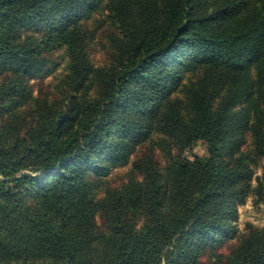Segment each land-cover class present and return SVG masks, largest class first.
<instances>
[{
  "label": "trees",
  "instance_id": "1",
  "mask_svg": "<svg viewBox=\"0 0 264 264\" xmlns=\"http://www.w3.org/2000/svg\"><path fill=\"white\" fill-rule=\"evenodd\" d=\"M105 6L119 34L97 66L85 24ZM62 49L59 99L35 100L27 77ZM263 104L264 0H0V264H264V230L236 227L264 206ZM153 133L166 162L146 152L99 197Z\"/></svg>",
  "mask_w": 264,
  "mask_h": 264
},
{
  "label": "rangeland",
  "instance_id": "2",
  "mask_svg": "<svg viewBox=\"0 0 264 264\" xmlns=\"http://www.w3.org/2000/svg\"><path fill=\"white\" fill-rule=\"evenodd\" d=\"M85 27L89 31L93 32V37L91 38L92 43L89 48L91 60L97 66L109 65L111 63L113 53L110 38L114 34H119V30L106 6L97 12L91 19H89L86 22ZM45 30L48 29L42 27L38 30L37 28L32 27L28 29H22L21 33L24 35L42 37ZM47 58L49 60L48 65L42 73L34 77H27L28 88L32 90L33 98H35V100H42L45 99V97H48L49 100H55L56 98L59 99L60 96L58 95L56 97L55 95L56 85L61 78L69 73L70 70L71 61L65 49L51 53L47 56ZM255 71L256 70L253 72L254 84L257 83ZM202 74V69L195 73L187 74L185 76L184 87H188ZM183 96L184 95L181 94L180 98ZM34 104V102L31 103V109L37 108L33 107ZM160 139H163V137L157 133H153L150 137L151 141L148 143L139 144L134 148V151L127 163L113 167L111 172L103 179L105 183L101 188H99V197H103L107 190L120 188L134 179L141 180V176L133 172L135 171L134 163L137 162L139 158L143 157L146 152H154L155 156L163 159L162 161L166 162V158L164 157L165 150L163 148L156 146L153 147V149L148 150V147L152 144L153 140L157 143ZM173 154H175V152H173ZM207 155L208 148L204 142H198L192 149L184 153V157L190 160H193L195 157H204ZM261 175L262 168L261 166H258L255 169L253 187L258 185L256 178ZM34 176L42 177L44 174L42 173ZM98 223L100 227H104V221H102L101 218L98 220ZM236 225L238 228L237 234L240 233L242 237L248 236L251 231L255 229L264 230V206L257 203V198L255 196L247 198V200L240 205L239 219Z\"/></svg>",
  "mask_w": 264,
  "mask_h": 264
}]
</instances>
